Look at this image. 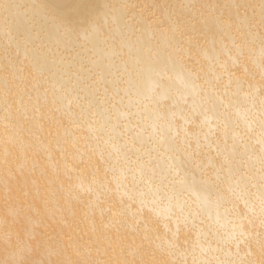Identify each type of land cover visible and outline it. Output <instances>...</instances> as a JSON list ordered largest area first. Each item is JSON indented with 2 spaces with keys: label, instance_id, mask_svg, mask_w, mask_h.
Listing matches in <instances>:
<instances>
[{
  "label": "bare ground",
  "instance_id": "obj_1",
  "mask_svg": "<svg viewBox=\"0 0 264 264\" xmlns=\"http://www.w3.org/2000/svg\"><path fill=\"white\" fill-rule=\"evenodd\" d=\"M0 70V264H264V0H0Z\"/></svg>",
  "mask_w": 264,
  "mask_h": 264
},
{
  "label": "rangeland",
  "instance_id": "obj_2",
  "mask_svg": "<svg viewBox=\"0 0 264 264\" xmlns=\"http://www.w3.org/2000/svg\"><path fill=\"white\" fill-rule=\"evenodd\" d=\"M135 1H136V0H135ZM138 1H140V0H137V2H138ZM144 1H146V0H144ZM141 2H142V0H141ZM162 3H164V1H162ZM143 16H144V15H143ZM4 65H6V64H4ZM22 67H23V66H19L18 68L20 69V68H22ZM4 70H5V69H3V72H4ZM0 71H1V70H0ZM5 71H6V70H5ZM20 71H21V69H20ZM1 72H2V71H1ZM1 72H0V74L3 73V72H2V73H1ZM23 72L25 73V70H24ZM4 73H5V72H4ZM6 73H7V71H6ZM4 75L7 76V74H4ZM25 75L27 76L26 73H25ZM28 77H29V75H28ZM19 81L23 83L24 79L20 78ZM22 83H21V85H22ZM27 88H28V87H27ZM27 88L25 87V89H27ZM7 90H8V89H7ZM25 97H26V99H29V98H30V97L24 96V99H25ZM43 104H44V103H40V105H42V107H43ZM10 107H11V106H10ZM8 108H9V107H8ZM34 109H37V108H34ZM12 112H14V110H12ZM38 113H41V115H46L45 112L42 113L40 110L38 111ZM70 113H71V112H70ZM28 114H30V112H28ZM72 114H73V113H72ZM72 114H67V117H68V118H65V120H66V124H67V123L69 124V125H68V124H67V125L69 126L70 129H73L74 127H76V124H72L71 121H70V120H71L70 117L73 116ZM35 115H38V114L35 113L32 117H36ZM57 115H58V114H57ZM57 115H56V116H57ZM63 115H65V114H64V113H61L60 116L63 117ZM60 116L58 115L57 118H60ZM23 118H24V117H23ZM46 118H47V117H46ZM48 118H49V117H48ZM48 118H47V119H41V118L39 119V118H38L39 121H41V123H40L38 120H37V121H38L39 125L42 126V129L47 128V126H49L48 128H50L51 122H49L50 124L47 125V123H48V121H47ZM25 119H26V118H25ZM29 119H31V117H30ZM68 120H69L70 122H67ZM6 122H8V121H6ZM62 122H63V120H62ZM6 124H7V123H6ZM8 124H9V122H8ZM8 124H7V128H8ZM66 124L63 123V128H67V127H68ZM71 124H72V125H71ZM45 125H47V126H45ZM64 125H66L67 127L64 126ZM72 126H73V127H72ZM51 127H52V125H51ZM69 128H68V129H69ZM4 129H6V127H4ZM50 130L53 131V127L50 128ZM44 131H45V130H42V132H44ZM45 132L48 133V132H49V129H48V131H45ZM213 132H214V131H213ZM0 133H1V131H0ZM49 133H51V131H50ZM215 133H216V132H214V134H215ZM26 135H27V137L29 136V134L25 133L24 136H26ZM37 135H38V134H37ZM34 136L37 137L36 135H34ZM38 136H40V134H39ZM29 137H30V139H31V138H32V134H30ZM35 137H34V138H35ZM51 137H53V136H51ZM34 138H32L31 141H33ZM38 138H39V137H38ZM94 138H95V137H94ZM36 139H37V138H36ZM42 139H43V138L41 137V139H39V140L41 141ZM28 140H29V139H28ZM43 140H44V141H42V142H46V141H47V143H48V140H46V141H45V139H43ZM49 143H50V142H49ZM54 147H55L56 149H59V147H58L56 144H54ZM61 150H63V149L61 148ZM61 152H62V151H61ZM58 154L60 155V152H58ZM81 161H82V160H81ZM67 164H68V166H69V164H70L69 161H67ZM79 164L85 165V164H83V163H81V162H80ZM82 165H81V168H82L83 171H84L85 168H87V167H85V166H86V165H85V166H83V167H84V168H83ZM74 167H75V166H74ZM79 167H80V165H79ZM68 169H69V168H68ZM68 169H67L66 172L70 173V170H71V169H70V170H68ZM82 169H80V170H82ZM125 170H126V169H125ZM76 171L78 172V169H77ZM78 173H79V172H78ZM65 177H66V175H65ZM67 177H68V176H67ZM65 179H67V178H65ZM105 190L109 191L108 189H105ZM107 191H106V192H107ZM106 194H107V193H106ZM108 194L110 195L109 192H108ZM117 194H118V197L124 199L125 196L120 195L121 193H115L114 195H117ZM69 195H70V193H69ZM101 196H104V195H101ZM101 196H100V197H101ZM107 196H108V195H107ZM103 199H104V198L102 197V199H99V201L97 200V203H99V204L101 205V207H102V212H101V214L103 213V214H102V215H103V218H105L107 221H109V220L111 219L112 215H114V216H113V218H114V220H115L114 222H116V220H117V216L114 214V213H115L114 211H115V208H116L117 206H114L113 203L111 202V200L108 199V202H107L105 199H104V200H103ZM110 199H111V198H110ZM43 200H44L43 202H45V199H43ZM81 200H82V199H80L79 201H81ZM100 200H102V201H100ZM3 202H5V201H3ZM3 202H0V205H3V204H4ZM15 202H18V203H19V205H16V208H15V209H17V208L22 209V207H23V206H21V205H23L22 202H21L20 200H18V199L15 200ZM102 202H103V203H102ZM106 202H107V203H106ZM45 203H46V202H45ZM47 203H48V202H47ZM78 206H79V205H78ZM113 206H114V208H113V210H112L111 212H108V211L106 210L107 207L111 208V207H113ZM140 206H141V205H140ZM69 207H70V206H69ZM72 207H73V205H72ZM141 207H142V206H141ZM2 208H3V206H2ZM26 208H27V207H26ZM84 208H85V207H84ZM73 209H74V207H73ZM107 209H108V208H107ZM83 210H84V209H83ZM116 210H117V209H116ZM142 210H143V212H145V211L147 212V210H145V211H144V209H142ZM142 210H141V211H142ZM26 211H27V210H26ZM42 211H43V210H42ZM75 211H76V210H75ZM90 211H91V210H90ZM132 211H133V210H132ZM55 213L58 214L57 217L60 216V217H63V218H64V219L62 218V219H63V220H62V219L59 217V220H62V223H64V225H61V223L59 222L58 218L56 219V221L58 222V224H60L59 226H62V227H63L62 229H63V232H64V233L61 235V238H60L59 236H57V235H54V234H56V233H54L53 235H54L55 239L53 238V235H51V236H52V241H53V242H54V240L56 241V237H58L60 240L63 238L64 241H63V240H61V241H63V243H64L65 240L67 241L68 239H70V240H68V241H71V239L73 238L74 241L77 242V243L74 242V243L76 244V245L74 244V247H76V248L78 247V252H77V251H75V252H77V253L81 252L80 249L82 248V249H84V250L81 249L82 252L84 253V256H85V255L87 256L88 253H87V252H84V251H87L89 248H90L89 251L92 250V249H91V246H90V247L87 246V245H89L88 242H87L86 240H84V239H80V236H79V235H81V234H77V236H74V235L70 236V235L67 233V231H66L67 228H70L69 226H72V225H77V226H79V225H82V223H80V221H79V222L76 221V222H73V223L69 224V221H67V220H69V219L66 218V216H65V217L63 216L64 213H63V214L61 213L62 215H60V214L57 213V212H55ZM93 213L96 215V211H95V210H94ZM56 214H54V216H56ZM143 214H144V213H143ZM0 215H1V212H0ZM64 215H65V214H64ZM92 215H93V214H92ZM141 216L143 217V216H145V215H142V214H141ZM96 217H97V216H96ZM52 218H56V217H52ZM65 218H66V220H65ZM97 218H98V217H97ZM97 218L95 219V221L99 220V218H98V219H97ZM156 219H157V218H156ZM156 219L154 220L153 217H152V221H153V222L155 221V222H156L155 225L157 226V221H159V220H158V219L156 220ZM149 220L151 221V218H150ZM169 220H170V219H169ZM65 221L68 222V223H66ZM138 221L141 222L140 220H138ZM152 221H151V222H152ZM166 221H167V220L165 219V222H166ZM50 222H51V221H50ZM54 222H55V221H54ZM54 222H51L50 224L53 225ZM57 222H55V223L57 224ZM77 222H78V223H77ZM153 222H152V224H153ZM65 223H66V225H67V227H65L66 229L64 228ZM97 223H98V225H99V222H97ZM137 223H138V222H137ZM137 223H136V225H137ZM169 223H170V221H169ZM56 224H54V225H56ZM58 224H57V225H58ZM197 224H198V223H197ZM199 224H201V223L199 222ZM262 224H263V223H262ZM39 225H40L39 228H37L36 230H38V232L41 234V237H42V235L47 234V237H48V238H46V241H47V239H49V238L51 237L50 235H48V234L51 232V229H49V230H45V229L43 228L44 225H41V224H39ZM57 225H56V226H53L54 228L56 227V229H54V228H53V229L58 233L59 231H57ZM108 225H109V223L107 224L106 227H109ZM136 225H135L136 229H139V226H138V225L136 226ZM158 225H159V226H157L158 228H157L156 226H155V228L161 230V229L163 228V224L159 222ZM47 227H48V226H47ZM49 227H50V226H49ZM137 227H138V228H137ZM159 227H160L161 229H160ZM262 227H263V226H262ZM262 227H261V229H262ZM79 228L81 229V228H83V227L81 226V227H79ZM110 228H112V229H115V228H116V229H117V228H120V227H119V224H118V223H117L116 225H114V224L112 223V224L110 225ZM62 229H60V230L62 231ZM180 229H181V228H178V229H177V232L175 233V235H176L177 233H178L177 235H179V233L181 232ZM186 229H187V228H186ZM64 230H65V231H64ZM109 230H110V229H109ZM117 230H118V229H117ZM164 230H165V229H164ZM179 230H180V231H179ZM188 230H189V229H188ZM111 231H112V230H111ZM111 231H110V232H111ZM115 231H116V230L112 231L111 233L114 234ZM134 231H135V230H134ZM136 231H137V230H136ZM165 231H166V230H165ZM261 231L264 232L263 229H262ZM17 232H18V231H17ZM52 232H53V231H52ZM80 232H82V231L80 230ZM118 232H119V231H118ZM131 232H133V231H131ZM160 232H161V231H160ZM263 232H259V236H260V234L263 233ZM82 233H83V235H84V232H82ZM133 234H135V233L133 232ZM133 234H132V235H133ZM0 235H1V236H0V240L4 238V241H5V242H7V241L9 240L10 236H11V235L8 234V232H7L4 228H2V227H0ZM58 235H60V234H58ZM83 235H82V237H83ZM256 235H257V234H256ZM49 236H50V237H49ZM113 236H114V235H112V238H113ZM134 236L136 237L137 234L133 235V237H134ZM169 236H170V235H168V239H169V238H170V239H169L168 242L170 243V240H172V238L169 237ZM44 237H46V235H45ZM82 237H81V238H82ZM177 237H178V236H177ZM12 238H13V235H12ZM12 238L10 239V242H11V243H13ZM58 238H57V239H58ZM244 240H245V239H244ZM49 241H50V239H49ZM58 241H59V240H58ZM61 241H60V242H61ZM68 241H67V243H69ZM80 243H81V244H80ZM86 243H87V244H86ZM64 244H66V242H65ZM83 244H85V245H83ZM92 244H93V243H92ZM166 244H168V243H166ZM166 244L163 245V246L165 247L164 249H166L165 252H162V253L159 252L160 255H161L160 259H162V257H163L162 254L164 253V254H166L167 257L164 256L163 259L166 258L165 261L167 262V264H173V263H175V262L177 263V261H178L177 264H179V263L182 264V263L184 262L183 260H180V261H181V262H180L179 260L176 261L175 258H176L177 255H179V252H181V253L184 252V251H183L184 248H183V250L178 251L179 247L175 246V247H176V248H175V247L172 246V247H173V248H172L170 245H166ZM68 245L71 246L70 244H68ZM68 245H67V244H66V246L64 245L65 248H66ZM80 245H83V246H82L81 248H79ZM233 245H234V243H233ZM233 245H232V246L229 245V248H233ZM69 246L67 247L68 249H66V250L68 251V253H69V255H70L71 257L75 258V257H74V253H75V252H74V251L72 252V250L70 251V250H69V249H70ZM72 246H73V245H72ZM84 246H85V248H83ZM86 246H87V249H86ZM167 246H168V247L170 246V249L172 250V253L174 252L173 254H175L174 256H173L172 253H171L172 255H169L171 251H168V250H170V249H168ZM195 246H196V245H194V247H195ZM74 247H71V249H74ZM88 247H89V248H88ZM227 248H228V247H227ZM229 248H228V249H229ZM241 249H242V248H241ZM241 249H240V250H241ZM93 250L95 251L96 249H93ZM93 250H92L91 252H89V254H88L87 257L91 258L90 256H96L95 254H93ZM119 250H123V247L119 248ZM233 250H234V249H233ZM96 251H97V250H96ZM167 251H168L169 254L167 253ZM177 251H178V253H177ZM77 253H76V254H77ZM90 253H92V255H90ZM176 253H177V254H176ZM105 254H107V253H105ZM145 254H146V253H145ZM148 254H149V253H148ZM148 254H146V255H148ZM167 254H168V255H167ZM77 255H78V254H77ZM77 255H75V256H77ZM125 255H127V254H124V256H125ZM146 255H145V256H146ZM240 255L243 256L242 253L239 254V256H240ZM78 256H80V255H78ZM78 256H77V257H78ZM81 256L83 257V255H81ZM108 256H109V257L112 256V258H113V255H110V254H109ZM127 256H128V255H127ZM127 256H126V257H127ZM171 256H172V257H175V258H173V259H175V260H173V261H171L172 259L169 260V259H170L169 257H171ZM239 256H238V257H239ZM77 257L75 258V260H73V261L76 262V263H77ZM82 257H81V258H82ZM114 257H115V256H114ZM147 257H149V255H148ZM150 257H153V256L150 254ZM172 257H171V258H172ZM187 257H188V255H187ZM187 257L185 256L186 259H187ZM89 258L86 259V262H88V264H90V263H92V262H95V260H92V258H91V260H90V261H92V262L87 261ZM96 258H97V257H96ZM105 258L107 259L108 257L105 255ZM112 258H111V259L109 258V260H110V261H113L114 258H113V259H112ZM188 258H190V257H188ZM79 259H80V258H79ZM93 259H94V258H93ZM102 259H103V258H102ZM102 259H101V257H100V260H101V261H99L100 263H102V261H104V260H105V261H104L103 263H105V262H106V263H107V262H110V261H107L108 259H107V260H106V259L102 260ZM125 259H126V258H125ZM142 259H143V257H142ZM148 259H150V258H147V259H146L147 262H149ZM151 259H152V258H151ZM151 259H150V260H151ZM163 259H162V260H163ZM82 260H83V258H82ZM82 260H81V261H82ZM98 260H99V259L97 258L96 261H98ZM126 260H127V262H128V258H127ZM187 260H189V259H187ZM79 261H80V260H79ZM143 261H145V259H143ZM174 261H175V262H174ZM83 262H84V261H83ZM99 262H98V263H99ZM125 262H126V261H125ZM127 262H126V263H127ZM132 262H134V261H132ZM137 262H138V261H136V263H137ZM231 262H232V261H231ZM78 263H79V262H78ZM81 263H82V262H81ZM98 263L96 262V263H93V264H98ZM103 263H102V264H103ZM112 263H113V262H111L110 264H112ZM134 263H135V262H134ZM134 263H133V264H134ZM136 263H135V264H136ZM142 263L144 264V262H142ZM145 263H146V262H145ZM149 263H150V262H149ZM176 263H175V264H176ZM187 263H188V264H192L191 262H188V261H187ZM232 263H233V262H232ZM129 264H130V263H129ZM131 264H132V263H131Z\"/></svg>",
  "mask_w": 264,
  "mask_h": 264
}]
</instances>
